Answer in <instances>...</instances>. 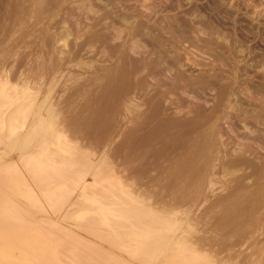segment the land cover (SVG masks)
I'll return each mask as SVG.
<instances>
[{"label": "bare ground", "instance_id": "obj_1", "mask_svg": "<svg viewBox=\"0 0 264 264\" xmlns=\"http://www.w3.org/2000/svg\"><path fill=\"white\" fill-rule=\"evenodd\" d=\"M224 1L0 0V264H264V57Z\"/></svg>", "mask_w": 264, "mask_h": 264}, {"label": "rangeland", "instance_id": "obj_2", "mask_svg": "<svg viewBox=\"0 0 264 264\" xmlns=\"http://www.w3.org/2000/svg\"><path fill=\"white\" fill-rule=\"evenodd\" d=\"M181 1V3L182 2H184V3H182L184 6H183V9H186L187 7H190V6H195V7H198L199 9L201 8L202 9V13H206V11H207V13L205 14V15H207L208 14V11L209 12H211V7L210 6H212V1L213 0H189V1H187V0H180ZM210 1V2H209ZM214 1H216V2H218L219 0H214ZM227 1V0H226ZM226 1H224V4L222 5V6H224V7H229V4H227V2ZM234 3H233V2ZM229 0V3L230 4H234V6L236 5V6H238L239 7V9L238 10H236L235 11V17L237 18V17H239V18H237L240 22L239 23H237L236 24V31H237V33H238V35H241L240 37H247V39H248V37H249V39H251V40H247V44L249 45V46H251V47H253V50H254V54L256 53H258L259 54V57H260V55H262L263 57H264V50H262V49H264V40H262V38L258 35V36H256V37H254L253 38V36H251V34H247L248 32L246 31V29H247V27H245L244 25H245V23L247 24V23H249V22H246V21H248L250 18L246 15V14H244V13H247V14H252L251 13V11H253L254 9H253V5H255V4H261V0H257V2H256V0ZM251 1V2H250ZM249 2H250V4H249ZM260 2V3H259ZM262 2H263V5H261V6H259V8L262 10L261 11V15L260 16H258L257 17V19L258 20H260V22L261 23H263L264 22V1L262 0ZM130 3H132V2H130ZM186 3H187V5H186ZM196 3V4H195ZM197 3L199 4V5H197ZM207 3V4H206ZM210 3V4H209ZM237 3V4H236ZM240 3V4H239ZM247 3V4H246ZM192 4V5H191ZM227 6H226V5ZM197 5V6H196ZM205 5V6H204ZM207 5H210V6H207ZM247 5V6H246ZM199 6H201V7H199ZM222 6H220L221 7V9H224V7H222ZM204 7V8H203ZM207 7V8H206ZM245 7V8H244ZM249 8V9H248ZM203 9H205V10H203ZM242 9V10H241ZM247 11V12H246ZM177 12H180V10L179 11H177ZM240 12H242V14L240 13ZM180 14H181V12H180ZM244 14V15H243ZM217 15V14H216ZM220 15V16H219ZM221 15H223L222 13L221 14H218V17H219V19H220V17H221V20H222V18L224 17V16H221ZM254 16H255V13L253 14ZM245 17V18H244ZM243 18H244V20H243ZM225 19H226V17H224L223 18V23H225L224 25H223V27H225L226 26V28H223V30L224 31H230L231 29H230V27L229 26H231V24H232V22H231V20H229V19H226L227 21L225 22ZM248 19V20H247ZM229 20V21H228ZM242 20V21H241ZM245 22V23H244ZM226 23L228 24H230L229 26L228 25H226ZM242 23V24H241ZM244 23V24H243ZM238 25H239V27H238ZM241 25H243V26H241ZM247 26V25H246ZM240 27H242V28H240ZM243 27H245L244 29H243ZM263 28V26H262V24H259V28L263 31L264 29H262ZM229 30H228V29ZM239 28V29H238ZM241 30V31H240ZM245 30V31H244ZM244 32V33H243ZM248 35V36H247ZM259 38V39H258ZM260 38H261V40L262 41H260ZM257 42V43H256ZM261 42H263V43H261ZM254 44H256V46L254 45ZM258 46H260V47H258ZM263 47V48H262ZM257 54V55H258ZM204 56H206V55H204ZM198 58H201V56L200 55H198ZM205 58V57H204ZM206 59V58H205ZM207 60V59H206ZM208 96H210V97H212V94H208Z\"/></svg>", "mask_w": 264, "mask_h": 264}]
</instances>
